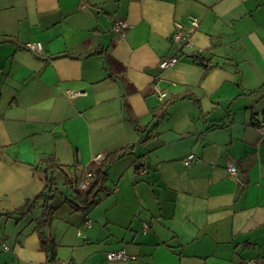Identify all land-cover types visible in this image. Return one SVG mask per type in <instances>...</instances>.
<instances>
[{
    "label": "crops",
    "instance_id": "0c3cea01",
    "mask_svg": "<svg viewBox=\"0 0 264 264\" xmlns=\"http://www.w3.org/2000/svg\"><path fill=\"white\" fill-rule=\"evenodd\" d=\"M177 23L190 56L161 70ZM134 145L84 205L87 173ZM48 178L45 246L44 199L5 213ZM51 248L53 264H264V0H0V264H50Z\"/></svg>",
    "mask_w": 264,
    "mask_h": 264
},
{
    "label": "trees",
    "instance_id": "16d2710c",
    "mask_svg": "<svg viewBox=\"0 0 264 264\" xmlns=\"http://www.w3.org/2000/svg\"><path fill=\"white\" fill-rule=\"evenodd\" d=\"M181 57H187V54H182L181 53ZM190 56V55H189ZM180 61V60H179ZM170 101L166 100L155 112H154V119L156 120L154 125L152 126V130H155L162 117H164L166 110L168 108ZM144 141H146L145 139L142 140L140 142V144L144 143ZM134 146H129V147H125L121 150H118L116 152H113L109 155H107L99 164L98 168L92 173L93 176L91 178V180H93V184L90 188V190L88 191V193L86 194V199L83 201L82 197L80 195H78L76 197V199L80 200L81 202L83 201L84 205H89L91 203V201H94L95 198V194L100 191L101 189H103L104 183L107 179V170L110 167V165H112L113 163H115L117 160H119L120 158L126 156L127 154H129V152L135 147ZM76 160H78V155ZM79 161V160H78ZM78 161L75 162V165H78ZM64 168L63 164L57 163L56 167H53V170L56 171H62ZM64 172V171H63ZM65 173V172H64ZM49 183L47 182V188H48V192L46 194H41L33 199H29L27 200L25 206L23 209L21 210H16L14 212H8L5 213V215L9 216V215H18L20 217H25L28 214L31 213L35 202H37L40 199H44V203L42 206V214L40 216V218L38 219V225H37V230L39 231L41 238H42V242L43 245L47 246V237H46V231L49 227V225L52 222L53 219V215H54V210L55 208L53 206H51L50 202L53 199V195L55 193L56 190H54V187L56 185L54 178H48ZM66 183H68L71 187H73L74 183L72 181H70V178L68 176V174L66 175ZM49 252H51L52 256L48 259V263L53 264L55 261V253L54 250L51 248L49 250Z\"/></svg>",
    "mask_w": 264,
    "mask_h": 264
},
{
    "label": "built area",
    "instance_id": "2783aa9c",
    "mask_svg": "<svg viewBox=\"0 0 264 264\" xmlns=\"http://www.w3.org/2000/svg\"><path fill=\"white\" fill-rule=\"evenodd\" d=\"M189 22L193 26L194 29L198 28L199 22L196 17L194 16L190 17ZM127 26H128V23L126 20L117 19L116 21H114L112 29L118 34L124 35V31ZM191 36H192L191 31L186 30V27L184 26V24H181V23L175 24V30L172 35V41H173V44L180 50L178 54L168 56L160 60L159 68L161 70L167 69L179 62L180 57L182 56L181 53L185 54L184 50L191 48L193 46V41H192ZM27 48L37 53L42 52V44L40 42H30L27 44ZM160 82H161V78L155 77L153 80V88L155 92L158 93L159 96L164 99L167 96V92L162 89ZM100 157L101 156H99V159ZM194 160H195V155L190 154L184 163L188 165ZM228 170L232 176L236 175L237 173L236 167L233 164L229 165ZM92 176L93 174L88 172L86 178L80 182L79 186H82V188L84 189L89 188L91 185ZM107 257L109 260H112V261L114 260L127 261L128 260V255L124 249L108 252ZM248 264H255V263L254 261L251 260L248 262Z\"/></svg>",
    "mask_w": 264,
    "mask_h": 264
},
{
    "label": "rangeland",
    "instance_id": "374dc122",
    "mask_svg": "<svg viewBox=\"0 0 264 264\" xmlns=\"http://www.w3.org/2000/svg\"><path fill=\"white\" fill-rule=\"evenodd\" d=\"M68 169L66 170V174H68V176H70V173H68ZM60 174L58 175V180L60 181L57 187V192L58 195H62V193H64L65 196L66 193H68V189L66 186H64V183L66 182V177L64 174H62L61 172H59ZM92 173V172H90ZM62 174V175H61ZM65 181V182H64ZM82 190H84V188H82V186H79ZM88 189V188H87Z\"/></svg>",
    "mask_w": 264,
    "mask_h": 264
},
{
    "label": "water",
    "instance_id": "95a60500",
    "mask_svg": "<svg viewBox=\"0 0 264 264\" xmlns=\"http://www.w3.org/2000/svg\"><path fill=\"white\" fill-rule=\"evenodd\" d=\"M143 166V163L137 164V167Z\"/></svg>",
    "mask_w": 264,
    "mask_h": 264
}]
</instances>
